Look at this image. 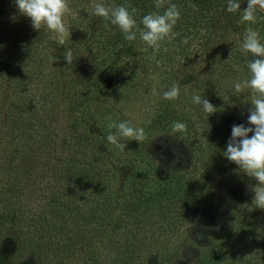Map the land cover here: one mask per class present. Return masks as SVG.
I'll list each match as a JSON object with an SVG mask.
<instances>
[{
	"label": "trees",
	"instance_id": "obj_1",
	"mask_svg": "<svg viewBox=\"0 0 264 264\" xmlns=\"http://www.w3.org/2000/svg\"><path fill=\"white\" fill-rule=\"evenodd\" d=\"M110 2L121 4L124 0ZM128 2L137 9V21L154 10L152 0ZM173 2L181 8V17L174 28L178 35L164 42V50L156 57L157 64L149 59L150 50H142L139 39L125 41L115 25L101 17H90L92 0H69L70 8L78 15L67 17L70 35L65 43L74 56L72 64H67L63 59L67 50L58 45L55 33L43 27L33 29L29 18L18 12L14 0H0V45H3L0 47V264H16L15 254L33 252L39 246L42 262L47 264L55 258L70 264L95 263L96 252L93 247H86L87 232L107 225L111 211L118 205L122 207L121 210L118 206V217L137 235L129 242L133 246L131 252L137 253L138 245L156 240H146L143 227L164 226L163 220L171 218L167 213L177 210L179 203L188 206L193 203L186 197L194 199L203 194L201 203L219 210V202H211L207 184L199 178L193 180L197 166L231 170L233 175L239 171L243 181L254 182L222 153L231 125L247 126L251 107L247 93L231 94L233 80L243 77L236 67L245 69L246 65V57L236 50L234 33L238 25L257 28L264 42V10L257 12L256 23L249 24L240 22L239 13H226L225 0ZM191 3L198 6L197 12H193ZM246 5L247 0H241V9ZM185 37L187 44L181 43ZM140 53L147 54L148 59ZM137 55L141 57L140 63L150 66L153 72H167L166 68L180 63L181 57L183 62L195 56L193 60H200L205 65L203 71L208 72L201 78L194 76L196 82L190 89L201 90L202 97L217 110L207 116L198 105H192L178 114L166 110L157 115L155 125L159 128L165 129L174 120L186 123L182 141L190 152L191 165L185 170H172L155 189L146 186L148 168L138 176L131 173V179L124 180L127 185L124 184L122 196L129 193L132 200H119L109 192L101 195L107 187L104 177L113 179L116 175L110 171L111 155L115 152L111 151L113 145L103 140L107 126L96 124L99 114L94 111L88 118L86 112L98 97L97 90H103L111 82L109 78L113 77L118 61L122 62L123 57L136 61ZM247 58L251 60L252 54ZM167 73L174 74L173 70ZM228 94L232 104L222 99ZM88 149L94 151L88 154L85 152ZM143 150L139 144L132 146L128 153L133 156L131 161L141 157ZM153 208L159 210L145 213ZM248 228L252 237L262 232L257 223L249 224ZM124 254L117 259L119 264H139L135 256ZM21 263L25 262L20 260Z\"/></svg>",
	"mask_w": 264,
	"mask_h": 264
},
{
	"label": "rangeland",
	"instance_id": "obj_2",
	"mask_svg": "<svg viewBox=\"0 0 264 264\" xmlns=\"http://www.w3.org/2000/svg\"><path fill=\"white\" fill-rule=\"evenodd\" d=\"M236 29L235 33L242 34L245 27L238 25ZM255 30L258 31L257 28ZM62 48L71 49L70 46H66V43ZM140 54L148 59L147 54ZM185 55L187 56V53ZM136 57V61L130 58L123 59L124 57L122 62L118 61L113 77L109 78L111 82H108L103 90L100 88L97 90L98 97L94 98L90 105L91 109L86 112L87 117L88 115L90 117L91 113L94 114V111L99 114L96 115V124L100 126L104 124L107 126L110 120H129L134 126L143 127L145 130V139L142 142L127 141L124 150H118L115 146L111 147V151H114L116 156L114 153L111 155L113 163L110 171L116 175L113 179L104 177L103 183L107 187L101 195L109 192L119 200L122 198L132 200L129 193L122 196L124 188L126 189L124 180L131 179V173L137 175L148 168L149 182L145 181V183L148 188L155 189L172 170L177 168L185 170L191 165L189 164L190 152L186 144L182 139L176 140L166 136L170 125L165 129L159 128L155 125V120L162 111L167 110L178 114L180 111L188 110V107L193 105L190 99L194 89L190 88L196 82V78L193 77L201 78L208 72V69L203 71L202 66L205 67V65L200 60H193L195 56L190 60L185 58L183 62L181 57L180 63H172L173 66L171 64V67L166 68L167 72L173 70L174 74L166 71L153 72L150 66L140 63L139 55ZM173 83L180 86L179 98L175 101L164 100L160 95V89ZM136 144L141 145L144 150L142 156H138L137 160L132 162L133 156L128 153ZM101 150L103 151V148ZM109 150L108 148L104 152ZM90 151L94 150L88 149L85 152L89 154ZM0 163H2L1 159ZM8 163L14 164L12 161ZM204 168L197 166V174L193 180L196 181L199 178L200 182L207 184L210 188L209 194L212 196L211 202H219V210H215V207H207V203H201L200 197L203 194L196 195L194 199L186 197L193 203H189V206L188 203H179V209L167 213L170 219L166 222L158 221L164 226L159 225L160 227L155 228L156 224L151 228H146V225L143 227V236L146 240L156 238L155 243L138 245L137 253L136 251L133 253L131 252L133 246L129 242L132 243L133 237L137 235L131 231L125 220H120L118 217V211L120 208L122 210V207L118 205L120 208L116 206L111 211L107 225H100V229L97 227L96 231L89 229L90 231L87 232L86 237L89 240L86 247H93L97 257L94 259L95 263L90 261V264H119L120 261L117 259L124 253L126 257L135 256L139 264H156L157 262L160 264H264V208H258L252 204L254 195L252 185L255 181L253 183L252 180L243 181L239 171L233 175L231 170ZM21 170L24 173V169ZM225 172H229V175ZM96 196H98L97 193ZM162 199L166 200L167 197ZM162 199L155 198L156 201ZM227 207L230 210H222ZM157 210L159 209L153 208L146 210L145 213L148 215ZM256 223L260 226L259 232H262L252 237V230H249L248 226ZM139 233L142 234L141 226ZM226 233H229V239H226L228 237ZM39 251L40 246L33 252L23 251L22 254H15L14 262L20 264L21 260L27 264H47L42 262ZM77 256L75 259L79 260ZM57 260L55 258L50 264H70ZM74 264H79V261Z\"/></svg>",
	"mask_w": 264,
	"mask_h": 264
},
{
	"label": "clouds",
	"instance_id": "obj_3",
	"mask_svg": "<svg viewBox=\"0 0 264 264\" xmlns=\"http://www.w3.org/2000/svg\"><path fill=\"white\" fill-rule=\"evenodd\" d=\"M14 3L18 12L29 18L33 29L41 30L43 27L55 33L58 45H64L66 39H69L67 17L70 14L78 15L70 8L69 0H14ZM152 4L154 10L141 15L137 21V9L128 0L121 4L111 3L110 0H92L89 16L101 17L115 25L125 41L139 39L143 43L142 50H150L149 59L158 64L156 57L164 50V42L174 40L178 35L174 28L181 17V8L173 0H152ZM240 4L241 0H225L224 10L229 14L239 13L241 23H256L257 12L264 10V0H247L243 9ZM190 7L193 12L199 10L194 3ZM234 42L236 50L246 57V65L245 69L236 67L238 73L243 72V77L233 80L231 94L239 96L247 93L251 107L246 118L247 126L245 123L231 125L230 136L222 155L255 181L252 185V204L264 208V42H261L259 32L250 26L242 34L234 33ZM181 43L187 44V38H183ZM249 54H252L251 60L247 58ZM63 59L67 64H72L74 56L70 48L63 53ZM201 93V90H195L190 97L191 103L198 105L208 116L217 109ZM160 95L164 100L175 101L180 96V86L173 83L162 87ZM222 99L232 104L229 94ZM107 128L108 132L103 140L118 150H124L127 141L140 143L145 139L144 128L134 126L129 120H110ZM186 131L184 121L174 120L165 135L180 140Z\"/></svg>",
	"mask_w": 264,
	"mask_h": 264
}]
</instances>
